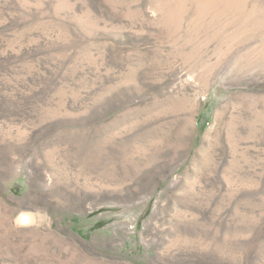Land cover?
Instances as JSON below:
<instances>
[{
    "label": "rangeland",
    "instance_id": "374dc122",
    "mask_svg": "<svg viewBox=\"0 0 264 264\" xmlns=\"http://www.w3.org/2000/svg\"><path fill=\"white\" fill-rule=\"evenodd\" d=\"M0 264H264V0H0Z\"/></svg>",
    "mask_w": 264,
    "mask_h": 264
}]
</instances>
